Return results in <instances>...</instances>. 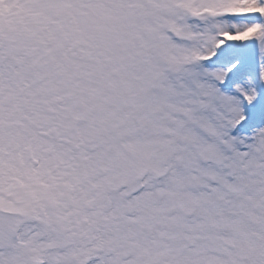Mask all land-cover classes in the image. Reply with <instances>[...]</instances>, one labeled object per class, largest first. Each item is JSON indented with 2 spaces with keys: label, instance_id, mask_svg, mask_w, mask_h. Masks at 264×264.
<instances>
[{
  "label": "snow or ice",
  "instance_id": "snow-or-ice-1",
  "mask_svg": "<svg viewBox=\"0 0 264 264\" xmlns=\"http://www.w3.org/2000/svg\"><path fill=\"white\" fill-rule=\"evenodd\" d=\"M0 264H264V0H0Z\"/></svg>",
  "mask_w": 264,
  "mask_h": 264
}]
</instances>
